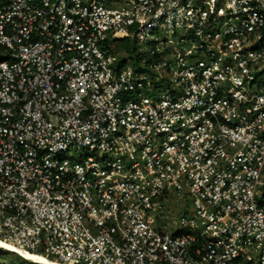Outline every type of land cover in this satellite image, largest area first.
Wrapping results in <instances>:
<instances>
[{
    "label": "built area",
    "instance_id": "obj_1",
    "mask_svg": "<svg viewBox=\"0 0 264 264\" xmlns=\"http://www.w3.org/2000/svg\"><path fill=\"white\" fill-rule=\"evenodd\" d=\"M263 183L264 0H0L2 242L264 264Z\"/></svg>",
    "mask_w": 264,
    "mask_h": 264
},
{
    "label": "rangeland",
    "instance_id": "obj_2",
    "mask_svg": "<svg viewBox=\"0 0 264 264\" xmlns=\"http://www.w3.org/2000/svg\"><path fill=\"white\" fill-rule=\"evenodd\" d=\"M149 92H145V93L149 94ZM69 153H71V151ZM260 190H262V192L264 193V183L260 187ZM259 193H261V191H259ZM170 201L172 202L170 203V206L168 207L167 211L161 215L162 218L160 216H157L158 220L156 225L165 224L168 231L174 232L178 226L177 223L178 217L183 215L186 210L191 209V199L184 192H175L172 195ZM172 203L174 206H171ZM39 252L40 254L42 253L46 258L50 260H56L52 256L45 255L41 251ZM32 263L34 262L23 261L17 255L0 249V264H32Z\"/></svg>",
    "mask_w": 264,
    "mask_h": 264
},
{
    "label": "bare ground",
    "instance_id": "obj_3",
    "mask_svg": "<svg viewBox=\"0 0 264 264\" xmlns=\"http://www.w3.org/2000/svg\"><path fill=\"white\" fill-rule=\"evenodd\" d=\"M0 248H4L5 250H11V251H15L17 253H20L21 255H23L22 257H24L27 260L33 261L34 263H39V264H61L57 261L54 260H50L46 257H44L43 255H39V254H35V253H29V252H24L21 249H19L18 247L11 245L9 243L6 242H2L0 240Z\"/></svg>",
    "mask_w": 264,
    "mask_h": 264
},
{
    "label": "clouds",
    "instance_id": "obj_4",
    "mask_svg": "<svg viewBox=\"0 0 264 264\" xmlns=\"http://www.w3.org/2000/svg\"><path fill=\"white\" fill-rule=\"evenodd\" d=\"M0 249H1V250H5L4 248H0ZM5 251H7V252H11V253H13V254H15V255L21 257L22 259L27 260V259H25L24 257H22L23 255H21L20 253H17V252H15V251H11V250H5ZM28 261H30V260H28ZM31 262H32V261H31Z\"/></svg>",
    "mask_w": 264,
    "mask_h": 264
},
{
    "label": "trees",
    "instance_id": "obj_5",
    "mask_svg": "<svg viewBox=\"0 0 264 264\" xmlns=\"http://www.w3.org/2000/svg\"><path fill=\"white\" fill-rule=\"evenodd\" d=\"M19 257V256H18ZM19 258H21V257H19ZM22 259V258H21ZM23 261H28V260H24V259H22ZM32 264H39V263H32Z\"/></svg>",
    "mask_w": 264,
    "mask_h": 264
}]
</instances>
